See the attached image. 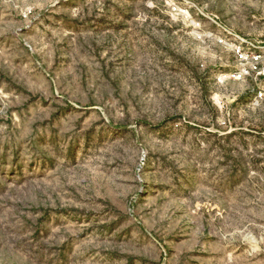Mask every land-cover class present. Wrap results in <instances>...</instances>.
<instances>
[{
    "label": "rangeland",
    "instance_id": "374dc122",
    "mask_svg": "<svg viewBox=\"0 0 264 264\" xmlns=\"http://www.w3.org/2000/svg\"><path fill=\"white\" fill-rule=\"evenodd\" d=\"M239 37L264 0H0V264H264Z\"/></svg>",
    "mask_w": 264,
    "mask_h": 264
},
{
    "label": "built area",
    "instance_id": "2783aa9c",
    "mask_svg": "<svg viewBox=\"0 0 264 264\" xmlns=\"http://www.w3.org/2000/svg\"><path fill=\"white\" fill-rule=\"evenodd\" d=\"M252 46L253 52L249 55L247 48L248 46ZM237 52L241 61L248 60L250 57L252 66L254 69H258L259 71L263 70L264 75V40H257L255 43L250 42L247 38L239 37V45L237 46ZM243 72L245 74L249 73L247 67H243ZM261 73V71L259 72Z\"/></svg>",
    "mask_w": 264,
    "mask_h": 264
}]
</instances>
